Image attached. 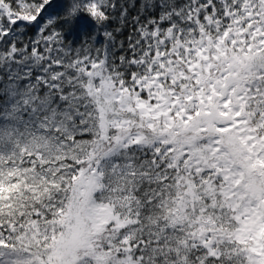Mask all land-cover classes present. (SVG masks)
Masks as SVG:
<instances>
[{"label": "snow or ice", "instance_id": "snow-or-ice-1", "mask_svg": "<svg viewBox=\"0 0 264 264\" xmlns=\"http://www.w3.org/2000/svg\"><path fill=\"white\" fill-rule=\"evenodd\" d=\"M0 264H264V0H0Z\"/></svg>", "mask_w": 264, "mask_h": 264}]
</instances>
